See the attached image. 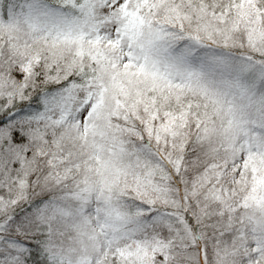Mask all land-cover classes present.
<instances>
[{
	"label": "snow or ice",
	"instance_id": "6c2138e0",
	"mask_svg": "<svg viewBox=\"0 0 264 264\" xmlns=\"http://www.w3.org/2000/svg\"><path fill=\"white\" fill-rule=\"evenodd\" d=\"M0 264H264V0H0Z\"/></svg>",
	"mask_w": 264,
	"mask_h": 264
}]
</instances>
